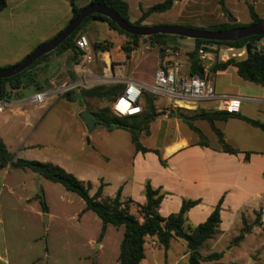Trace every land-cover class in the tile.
I'll return each instance as SVG.
<instances>
[{
    "label": "crops",
    "instance_id": "obj_1",
    "mask_svg": "<svg viewBox=\"0 0 264 264\" xmlns=\"http://www.w3.org/2000/svg\"><path fill=\"white\" fill-rule=\"evenodd\" d=\"M125 1L129 4L130 18L131 13L134 14L135 7L140 10L139 14L134 15L136 20H139L142 15L141 5L147 10L155 2ZM90 2L91 0H76L77 5L83 8ZM72 14L69 0H7V7L0 12V68L17 65L37 47L54 38L68 25ZM91 22L105 24L107 29L114 33V30H111L105 22L99 20ZM94 28V25L91 24L90 30ZM184 45L187 44H183V48H185ZM40 68L44 69L38 76V86L42 89L30 86L27 89L13 91L9 99L5 101L12 118L8 121L1 120L0 123V139L7 146L9 152L17 158L25 160H28L24 155L26 152L34 151L36 147L40 146L36 142L35 136L39 130H43L42 134L46 132L45 127L42 128L48 121L47 117L51 108L58 104L63 107L78 104L74 99L73 101H55L53 96L47 98L42 104L32 101L36 94L51 91L50 88L55 84L57 78L68 80L70 76L80 74V67L73 60L71 51L53 53L38 66V69ZM226 71L220 73H226ZM218 74L212 79L215 90L218 94H228L224 83L219 81ZM132 79L148 84L144 80ZM31 87H33L34 94L30 96ZM26 91L28 97L25 96ZM77 97L79 96L77 95ZM238 98L241 99V111L235 115L241 117L215 122L216 128L223 133L226 142L239 151L237 154L222 152L217 136L209 122L203 119H193L198 114L216 111L215 104L212 102H202L194 111L177 110L186 115H178L180 118H182L181 116L185 117V119L182 118L185 124L177 127V133L170 142H165L159 147H152L142 144L140 140L142 146L152 152H137L129 132L123 129L110 130L103 125H98L97 127H102L103 132H99L96 137L90 135V147L101 153L107 163L113 161L120 169L129 165L123 173H118L119 167L114 168L115 171L112 173L114 183H106L105 178H101L100 186H103V196L114 198L121 190L123 200L133 201L130 212L140 221L143 219L139 213V206H144L147 202L145 195L147 183H150L154 189H161L164 194L159 206V214L163 218L178 214L184 200L199 201L187 213L186 231L193 230L206 222L218 203L222 201L221 223L217 233L212 239L205 241L200 253L203 256L223 253L220 262L239 264L237 258L239 245L230 248L225 245L226 242L242 229L245 217L247 218L248 215L253 217L254 212H262L264 215V131L254 127L242 117L264 123V101L245 97ZM80 102L82 105L83 102L81 100ZM5 112L6 110L2 115ZM82 112H75L72 116L74 118L72 124L80 133L78 146L82 145L83 139L88 134V130L85 125L83 127V122L80 119ZM77 114L79 117H76ZM190 124L202 132L204 139ZM104 138L109 141L108 144H105ZM129 141H131V146ZM153 151L160 153L166 165L161 163L159 156ZM11 169L10 166H7L0 170V175H2L0 180V264H32L33 260L26 256L25 251L18 252L11 248L8 230L1 213V195ZM106 185L114 188V197L105 193ZM95 193L92 192L91 195ZM25 201L30 200L26 198ZM45 215L47 216L46 227L49 231L52 226L62 230V236L58 230L56 231L58 233H55V235L57 234L56 243L62 246L69 245L67 235L64 234L66 223H63V220H60L57 215L50 213L49 209L47 214L43 211L36 214L37 217ZM65 221L74 223V227L81 233H87V243L97 249L95 253L89 255L84 251L85 244L77 240L74 241L72 250L77 254L79 262L103 264L102 255L109 247L111 237L115 240V250L119 249L120 254L124 227L116 228L108 225L104 237L100 239L102 220L94 212L86 210L85 202L80 213L67 217ZM119 254L116 264H120ZM51 255L50 248L47 250L46 258L52 257ZM140 264H189L187 243L183 239L175 238L171 241L168 251H165L158 244L156 238L147 237L145 258Z\"/></svg>",
    "mask_w": 264,
    "mask_h": 264
},
{
    "label": "rangeland",
    "instance_id": "obj_2",
    "mask_svg": "<svg viewBox=\"0 0 264 264\" xmlns=\"http://www.w3.org/2000/svg\"><path fill=\"white\" fill-rule=\"evenodd\" d=\"M145 1L146 3L155 1L153 4L155 5L161 3L162 0ZM224 4L231 16L223 12L221 0H175L172 9L164 13L151 15L141 25L197 27L209 30L218 25L231 22L233 18L237 19L236 23L251 25L252 19L248 11L250 5L254 6L258 15L264 19V0H224ZM140 8L145 10L142 5ZM139 11L138 7H135L134 14L131 13L132 23L137 21L134 15L139 14ZM91 24L95 27L93 30H90ZM79 35L87 36L93 47L94 44L102 43L110 53L111 63L116 72L119 67L123 66L124 68L121 70L123 76L144 80L148 84L153 82L162 56L161 45H155L146 39H141L138 49L127 57L122 48L128 45L130 39L116 31L114 33L110 32L105 24L90 21ZM177 44L176 48L168 45L163 46V49L169 47L178 49L183 60L190 66L191 53L194 51V40L177 39ZM183 44H187L184 45V49H182ZM211 69L209 79L212 81L215 75L220 72L212 73ZM94 72L101 75L103 69L98 66L94 69ZM82 74L80 72L79 75L70 76L68 80L57 78L55 84L50 88L51 91L54 92L63 82H68L71 85L77 83L82 78ZM218 79L224 83L227 88L226 93L230 95L264 101V87L242 80L233 67L228 68L226 73L218 74ZM102 85L111 86L115 84H107L102 80V82L100 81L91 87H78L69 92H74L72 98L80 105L81 99L77 95L81 90H89ZM66 94H54V100L70 101L66 98ZM154 97L159 116L151 123L149 132L141 134L144 136H141L140 140L142 144L159 147L165 142H170L177 133V127L179 125L183 126L185 121L178 117V115H184V113L175 110L166 99L160 96ZM81 101L83 104L80 106L70 104L69 107L67 105L63 107V105L58 104L51 108L47 117L48 121L45 122L42 128L45 127L46 132L42 134L43 130H39L35 136L36 142L40 146L36 147L34 151L26 152L24 155L28 160L58 165L79 180L90 182L92 185L91 191L95 193L100 187L102 177L105 178L106 183H114L112 173L115 171L114 168L119 166L114 164L113 161L107 163L101 153L90 147V135L96 137L99 132H103L102 127H97L96 130L88 132L82 145L78 146L80 133L72 124L74 120L72 116L78 111H89L95 115L105 107L112 110L113 103L93 97H84ZM7 107L5 108L6 112L3 115L0 114V123L1 120L8 121L12 118L9 107ZM82 124L84 127V123ZM103 141H105V144L109 142L106 138ZM129 145L131 146V141H129ZM128 166L123 169L119 167L118 173H123L124 169H128ZM105 193L111 197L115 196L114 188L109 185H106ZM26 198L30 201L26 202ZM42 200L47 204L50 213L57 215L60 220H63V223H66L64 234L67 235L69 245H63V247L61 244L56 243L57 234L55 235V233H58L56 232L58 230L62 236V230L60 231L59 228L52 226L49 231L44 216H36V214L42 212ZM1 202V213L5 220V227L8 230L11 248L18 252L25 251L26 256L33 260L32 264H55V262L57 264H85L79 262L77 254L72 250V245L76 240L85 244L84 251L87 254L91 255L97 251L94 246L87 243V233H81L74 227V223L65 221L67 217L80 213L84 201L77 194L67 191L63 185L51 182L31 170L12 168L4 185ZM248 231H251V233L245 235L243 240L236 241V238L243 232L247 233ZM225 245L230 248L239 245V249H237L239 264H264L263 213L254 212L253 217L250 215L247 218L245 217L242 229L235 236L233 235ZM50 248L52 257L46 258L47 250ZM118 254L119 249L115 250V240L111 237L109 247L102 255L101 261L103 264H116Z\"/></svg>",
    "mask_w": 264,
    "mask_h": 264
},
{
    "label": "trees",
    "instance_id": "obj_3",
    "mask_svg": "<svg viewBox=\"0 0 264 264\" xmlns=\"http://www.w3.org/2000/svg\"><path fill=\"white\" fill-rule=\"evenodd\" d=\"M174 1L175 0H165L162 3L153 5L147 10H142L140 19L135 23L131 22L129 4L125 0H91L89 4L107 6L111 10L117 12L126 22L134 26L142 27L141 23L146 21L151 15L155 13H164L172 9ZM69 2L71 3L73 11L70 19L71 22L79 15L83 7H79L76 0H69ZM221 6L223 12L228 16H231L229 10L224 4V0H221ZM6 7L7 0H0V12ZM248 11L252 19L251 24L264 21V19L258 15L254 6H248ZM92 20L105 22L111 30L126 35L130 39L128 45L123 46L122 48L127 57L138 49L139 41L141 39H146L155 45H161L162 52L165 50L163 49V46L172 45L176 48L178 46L177 39H182L181 37L172 35H154L150 37L130 35L120 30L116 23L111 20L100 15H91L84 21L80 28L55 51L43 56L24 72L14 77L0 80V99L7 101L13 91L27 89L30 86L40 88L38 86V76L44 69H38V66L46 61L53 53L71 51L73 53V60L76 63H79L80 52L76 48V40L81 36L79 35L81 30H83V28ZM243 26L249 25H242L231 21L209 30L223 31ZM189 28L203 29L197 27ZM262 38L264 37L253 36L237 42L195 40L194 51L191 53L190 74L203 76L201 67L196 59V53L200 46L218 44L242 48L247 44H251L253 48L254 44ZM94 48H101L103 50L107 49L102 43L94 44ZM230 67L236 69L237 75L242 80L264 87V53L254 50L244 59H231L227 62H216L211 70L212 73H218L224 72ZM124 87L125 86L123 84H115L111 86L102 85L89 90H81L78 98L82 100L84 97H93L114 103L118 95L124 90ZM73 93L74 92H67L66 98L73 101ZM155 101L156 99L153 95L144 93L142 97L143 112L138 116L118 117L109 107L103 108L98 114H95V116L107 129H123L129 132L131 141L137 152H152V150L142 146L140 143V136L142 133L149 132L151 123L159 116L157 114ZM236 117L241 116L227 112L213 111L198 114L194 116L193 119H203L209 122L217 136L222 152L237 154L239 151L226 142L223 133L215 126L216 121H228L229 119ZM242 119L254 127L264 131V123L247 117H242ZM191 127L199 133L201 138L204 139V136L199 129L193 127L192 125ZM153 152L159 156L161 163L166 165L160 153L158 151ZM7 166L15 169L31 170L51 182L63 185L67 191L77 194L85 202L86 210L94 212L102 220L103 225L100 239L104 237L108 225H112L116 228L124 227V236L121 242L120 254L118 258L120 264H140L145 258V244L147 237L156 238L158 244L165 251H168L170 243L173 239H183L187 243V247L189 249V264H235L220 262L223 258V253H213L208 256H203L200 253V249L205 241L212 239L217 233V229L221 223L222 201L218 203L206 222L200 224L193 230L186 231L185 224L187 221V213L191 208L195 207L199 201L184 200L178 214H173L167 218H163L159 214V206L164 198V194L161 192V189H154L150 183H147L145 186L147 202L144 206H139V213L143 219V221H140L139 218L130 212L133 201L130 199L123 200L121 190L118 191L114 198H109L103 196V186L101 185L98 191L94 195H91L90 191L92 185L90 182L79 180L73 174L66 172L60 166L52 163H42L39 161L17 158L14 154L9 152L7 146L0 139V170L6 168ZM42 211L45 214L48 213L47 204L43 200ZM247 233H249V231ZM247 233L243 232L237 238V241H241Z\"/></svg>",
    "mask_w": 264,
    "mask_h": 264
},
{
    "label": "built area",
    "instance_id": "obj_4",
    "mask_svg": "<svg viewBox=\"0 0 264 264\" xmlns=\"http://www.w3.org/2000/svg\"><path fill=\"white\" fill-rule=\"evenodd\" d=\"M76 48L80 52L79 67L82 78L75 84L61 83L56 90L36 94L32 101L42 104L54 94H64L78 87H91L102 80L107 84H123L124 90L118 95L112 105V112L118 117L138 116L143 112L142 97L144 93L160 96L176 110L194 111L202 102H212L215 110L230 114H239L241 99L229 95L218 94L213 82L209 79L211 67L218 62L231 59L246 58V46L239 48L228 45H202L196 53V59L201 67L203 76L190 74V66L183 60L181 52L175 48H166L162 52L160 63L154 75L153 82L144 84L121 74L123 66L116 70L111 63L108 50L95 49L87 36L81 35L76 40ZM183 48V47H182ZM216 51L217 54L209 52ZM264 53V38L258 40L252 51ZM103 69V74L94 72L97 67ZM107 72L111 73L107 77ZM7 104L0 99V114L5 111Z\"/></svg>",
    "mask_w": 264,
    "mask_h": 264
},
{
    "label": "water",
    "instance_id": "obj_5",
    "mask_svg": "<svg viewBox=\"0 0 264 264\" xmlns=\"http://www.w3.org/2000/svg\"><path fill=\"white\" fill-rule=\"evenodd\" d=\"M91 15L103 16L112 22L116 23L118 28L127 34L138 37H150L154 35H172L181 38H187L190 40H206L214 42H237L249 37H264V21L254 23L249 26H243L223 31H212L205 29H195L182 26H134L126 22L117 12L111 10L107 6L100 4H89L82 8L79 15L73 19L68 25L59 32L50 41L37 47L32 53H30L24 60L15 66L9 68H0V80L14 77L28 68H30L35 62L41 59L43 56L55 51L62 43H64L69 37H71L84 23V21ZM236 23L237 19L232 20ZM247 54L252 53L251 44L246 45ZM213 54H217L216 51L209 50ZM30 96L34 94L33 87ZM25 96L28 97L27 91ZM185 119L184 116H181ZM80 119L84 123L88 132H92L98 125H103L99 119L89 111H83L80 114ZM104 126V125H103ZM45 220L47 216H44Z\"/></svg>",
    "mask_w": 264,
    "mask_h": 264
},
{
    "label": "bare ground",
    "instance_id": "obj_6",
    "mask_svg": "<svg viewBox=\"0 0 264 264\" xmlns=\"http://www.w3.org/2000/svg\"><path fill=\"white\" fill-rule=\"evenodd\" d=\"M106 76L107 77H110L111 76V73L107 72Z\"/></svg>",
    "mask_w": 264,
    "mask_h": 264
}]
</instances>
